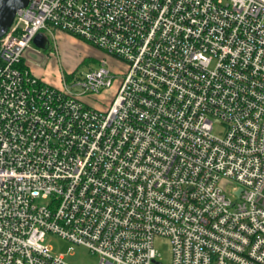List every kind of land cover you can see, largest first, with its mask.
Wrapping results in <instances>:
<instances>
[{
    "label": "built area",
    "instance_id": "1",
    "mask_svg": "<svg viewBox=\"0 0 264 264\" xmlns=\"http://www.w3.org/2000/svg\"><path fill=\"white\" fill-rule=\"evenodd\" d=\"M45 32L125 70L101 59L45 83L24 64ZM51 235L98 264H162L156 235L171 264H264V0L16 12L0 37V264H70Z\"/></svg>",
    "mask_w": 264,
    "mask_h": 264
},
{
    "label": "rangeland",
    "instance_id": "2",
    "mask_svg": "<svg viewBox=\"0 0 264 264\" xmlns=\"http://www.w3.org/2000/svg\"><path fill=\"white\" fill-rule=\"evenodd\" d=\"M45 34L47 35L45 48L35 49L36 51L33 49L28 56L30 70L45 83L58 86L61 83V75L71 74L69 85H72L73 80H80L86 72L97 69L101 59H106V66L114 71L125 70L124 62L107 56L74 36L64 33L63 37L60 36V32H56L54 36L47 32ZM222 131L221 126H215L214 132L220 134ZM48 238L53 252L64 254L68 263L98 264V255L90 252L85 246L72 245L56 235L47 236ZM69 246H72L70 253ZM153 247L159 254L162 264H171V244L168 237L154 236Z\"/></svg>",
    "mask_w": 264,
    "mask_h": 264
},
{
    "label": "water",
    "instance_id": "3",
    "mask_svg": "<svg viewBox=\"0 0 264 264\" xmlns=\"http://www.w3.org/2000/svg\"><path fill=\"white\" fill-rule=\"evenodd\" d=\"M29 0H0V37L11 24L16 12L25 7ZM47 39L37 33L32 40L35 47L43 49L46 46Z\"/></svg>",
    "mask_w": 264,
    "mask_h": 264
},
{
    "label": "crops",
    "instance_id": "4",
    "mask_svg": "<svg viewBox=\"0 0 264 264\" xmlns=\"http://www.w3.org/2000/svg\"><path fill=\"white\" fill-rule=\"evenodd\" d=\"M62 32H60V36H63V37H65V34L64 33H62ZM30 52L31 51H28L27 52V54H26V56H25V58H24V64L28 67V69H31L29 66V59H28V56H29V54H30ZM56 86V85H55Z\"/></svg>",
    "mask_w": 264,
    "mask_h": 264
},
{
    "label": "trees",
    "instance_id": "5",
    "mask_svg": "<svg viewBox=\"0 0 264 264\" xmlns=\"http://www.w3.org/2000/svg\"><path fill=\"white\" fill-rule=\"evenodd\" d=\"M68 78V77H67Z\"/></svg>",
    "mask_w": 264,
    "mask_h": 264
}]
</instances>
